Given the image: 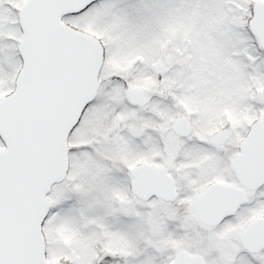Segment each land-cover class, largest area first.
Returning <instances> with one entry per match:
<instances>
[{
  "label": "snow or ice",
  "instance_id": "obj_1",
  "mask_svg": "<svg viewBox=\"0 0 264 264\" xmlns=\"http://www.w3.org/2000/svg\"><path fill=\"white\" fill-rule=\"evenodd\" d=\"M0 264H264V0H0Z\"/></svg>",
  "mask_w": 264,
  "mask_h": 264
}]
</instances>
